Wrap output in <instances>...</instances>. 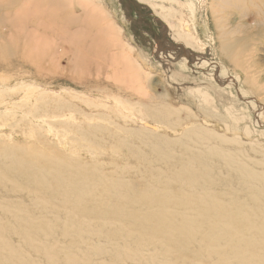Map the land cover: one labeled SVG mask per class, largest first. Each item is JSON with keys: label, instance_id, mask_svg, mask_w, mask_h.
Returning a JSON list of instances; mask_svg holds the SVG:
<instances>
[{"label": "rangeland", "instance_id": "rangeland-1", "mask_svg": "<svg viewBox=\"0 0 264 264\" xmlns=\"http://www.w3.org/2000/svg\"><path fill=\"white\" fill-rule=\"evenodd\" d=\"M239 152L264 170V0H0V169L9 156L64 162L115 181L116 194L175 197L162 204L189 216L212 196L231 217L233 200L257 211ZM190 161L191 176L174 179ZM10 192L0 189L30 206ZM195 250L177 261L191 264Z\"/></svg>", "mask_w": 264, "mask_h": 264}, {"label": "bare ground", "instance_id": "bare-ground-1", "mask_svg": "<svg viewBox=\"0 0 264 264\" xmlns=\"http://www.w3.org/2000/svg\"><path fill=\"white\" fill-rule=\"evenodd\" d=\"M187 136L184 148L194 140ZM119 143L123 141H116V145ZM168 145L165 143L163 149L153 145V150L160 153ZM218 153L212 150L209 155ZM241 156L239 152L234 163L233 157L226 154L223 166L231 171L234 163L238 181L249 190L257 211L248 202L233 200L238 209L229 217L227 203L224 206L215 197L205 195L206 200L199 196L197 203L205 212L222 215L205 221L200 207L189 216L187 210L185 215L182 208L174 211L162 204L168 196L116 194V182L94 170L51 160L40 168L35 161L22 163L9 156L8 163L0 169V189H8L10 194L27 192L31 204L21 205L9 201L8 194L0 195V264H181L177 254L191 245L196 247L191 264L206 259V264H264V205H260L264 198V170L253 171ZM207 162L208 158L201 165ZM189 165L182 166L174 179L190 177L193 163ZM193 195L187 193L189 199L184 203ZM170 199L181 203L175 197ZM88 201L95 204L89 207ZM37 212L43 216L38 217ZM10 235L18 236L26 250L13 246L7 239ZM235 239V250H227L226 246ZM220 243L225 249L216 248ZM245 243L256 250L239 251ZM201 245L212 248L203 249Z\"/></svg>", "mask_w": 264, "mask_h": 264}]
</instances>
